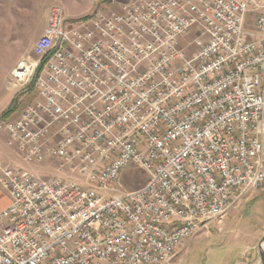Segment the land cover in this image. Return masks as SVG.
Wrapping results in <instances>:
<instances>
[{"label": "built area", "instance_id": "obj_1", "mask_svg": "<svg viewBox=\"0 0 264 264\" xmlns=\"http://www.w3.org/2000/svg\"><path fill=\"white\" fill-rule=\"evenodd\" d=\"M119 8L72 20L51 6L10 73L34 97L0 131L45 170L0 160V264H168L264 185V0ZM130 166L147 182L116 188Z\"/></svg>", "mask_w": 264, "mask_h": 264}, {"label": "rangeland", "instance_id": "obj_2", "mask_svg": "<svg viewBox=\"0 0 264 264\" xmlns=\"http://www.w3.org/2000/svg\"><path fill=\"white\" fill-rule=\"evenodd\" d=\"M130 0H116L115 4L99 3V0H0V122L17 118L18 110L30 103L32 98L24 94L25 88L10 90L6 87L10 71L21 59L32 56V48L43 33L48 9L57 5L73 17L84 16L100 5L116 11L114 6ZM198 29L192 27L179 39V47L187 57L196 53L190 45ZM19 93V94H18ZM9 111V115L2 114ZM0 138L8 140L6 131ZM16 150V146H10ZM38 170L36 167H30ZM147 182L145 173L130 166L122 173L115 186L120 190H134ZM8 192L0 183V208L8 198ZM264 258V185L249 196H240L239 201L226 209L224 214L202 227L184 241L168 264H260Z\"/></svg>", "mask_w": 264, "mask_h": 264}, {"label": "crops", "instance_id": "obj_3", "mask_svg": "<svg viewBox=\"0 0 264 264\" xmlns=\"http://www.w3.org/2000/svg\"><path fill=\"white\" fill-rule=\"evenodd\" d=\"M108 2V1H107ZM99 3H106V2H102V0H99ZM107 6H103V5H100L99 8H105L107 9ZM116 10H119V6H114ZM63 8V7H62ZM63 10L65 11V9L63 8ZM93 12V11H92ZM90 12V13H92ZM88 13V14H90ZM65 14L68 16V18L72 19V20H75V19H80L82 17H85L87 16L88 14L84 15V16H80V17H73V16H70L69 14H67V12L65 11ZM45 26H46V23H45ZM16 66V65H15ZM14 66V67H15ZM13 67V68H14ZM12 68V69H13ZM12 71V70H11ZM10 71V73H11ZM8 84V82H7ZM7 84H6V87H7ZM8 88V87H7ZM18 90V89H17ZM15 91V90H13ZM19 94V93H18ZM25 94V92H24ZM26 95V94H25ZM27 96V95H26ZM0 160L4 163H11V164H14L16 166H21L25 169H31L30 167L24 165L20 159V157L17 155L16 153V150H13L11 149L10 147H8L7 145H5V143L2 142V139L0 138ZM39 171H42V170H45L44 168H37ZM9 201H10V198L8 196L5 204L0 208V212L9 204ZM260 264H264V258H262L260 260Z\"/></svg>", "mask_w": 264, "mask_h": 264}, {"label": "trees", "instance_id": "obj_4", "mask_svg": "<svg viewBox=\"0 0 264 264\" xmlns=\"http://www.w3.org/2000/svg\"><path fill=\"white\" fill-rule=\"evenodd\" d=\"M107 1H110V0H102V2H107ZM28 97L30 98V101H31V98L33 97L32 96V93L30 92V94L28 95ZM22 108V107H21ZM20 108V109H21ZM20 109L18 110V112L20 111ZM7 115H9V111H6L5 113L2 114V117H6ZM7 118V117H6Z\"/></svg>", "mask_w": 264, "mask_h": 264}, {"label": "bare ground", "instance_id": "obj_5", "mask_svg": "<svg viewBox=\"0 0 264 264\" xmlns=\"http://www.w3.org/2000/svg\"><path fill=\"white\" fill-rule=\"evenodd\" d=\"M256 189H257V188H256ZM256 189H254V190H256ZM252 191H253V190H252ZM225 210H226V209L220 210V212H219V218L224 214ZM202 227H204V226H198L197 231L200 230ZM173 256H174V255H171L170 259H171ZM170 259H168V261H169Z\"/></svg>", "mask_w": 264, "mask_h": 264}]
</instances>
